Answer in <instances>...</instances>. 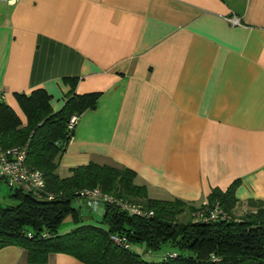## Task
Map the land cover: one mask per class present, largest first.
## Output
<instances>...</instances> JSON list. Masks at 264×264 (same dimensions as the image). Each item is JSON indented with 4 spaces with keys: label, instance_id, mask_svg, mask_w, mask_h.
<instances>
[{
    "label": "crops",
    "instance_id": "0c3cea01",
    "mask_svg": "<svg viewBox=\"0 0 264 264\" xmlns=\"http://www.w3.org/2000/svg\"><path fill=\"white\" fill-rule=\"evenodd\" d=\"M67 77L98 98L60 177L118 164L153 199L198 205L238 179L237 210L264 200V0H0V93L23 123L15 94L43 88L57 111ZM0 264L29 263L6 246Z\"/></svg>",
    "mask_w": 264,
    "mask_h": 264
},
{
    "label": "trees",
    "instance_id": "16d2710c",
    "mask_svg": "<svg viewBox=\"0 0 264 264\" xmlns=\"http://www.w3.org/2000/svg\"><path fill=\"white\" fill-rule=\"evenodd\" d=\"M64 81L70 90L57 111L43 88L15 94L25 123L0 101V146L25 147L27 166L44 179V187L34 194L16 186L10 191L13 203L0 202V249L22 248L29 264L46 263L55 253L85 264H264V200L248 199L244 209L237 210L238 179L225 189L212 188L206 202L196 205L179 198H149L146 186L137 184L136 173L118 164L90 162L60 177L59 159L75 127L69 128L68 120L94 108L98 98V93H75V78ZM94 188L152 214H128L117 203L105 202L100 217L89 214L92 221L84 220L74 202L81 191ZM215 206L224 216L212 220L209 213ZM185 212L187 220L180 221ZM67 216L74 226L60 231ZM111 235L125 238L127 246ZM165 245L175 249L158 261L147 260Z\"/></svg>",
    "mask_w": 264,
    "mask_h": 264
},
{
    "label": "built area",
    "instance_id": "2783aa9c",
    "mask_svg": "<svg viewBox=\"0 0 264 264\" xmlns=\"http://www.w3.org/2000/svg\"><path fill=\"white\" fill-rule=\"evenodd\" d=\"M7 3H15L16 0H3ZM231 22H236L232 18ZM3 99L0 93V101ZM77 117L71 116L68 120V127L73 128L76 124ZM26 148L25 147H9L2 148L0 146V182L4 180L11 188L16 186L23 187L26 191L35 193L44 187V179L39 170L31 169L26 164ZM105 202L117 203L119 207L125 210L128 214H152V212H145L141 206L132 204L128 201L116 200L110 194H104L99 189H84L80 192L79 198L74 202L80 208L88 209L89 214L100 212ZM204 203V202H203ZM101 207V208H100ZM210 219H217L223 217L224 213L220 207L215 206L209 213ZM202 216V215H201ZM111 239L123 246L126 245L125 238L118 235H111Z\"/></svg>",
    "mask_w": 264,
    "mask_h": 264
},
{
    "label": "rangeland",
    "instance_id": "374dc122",
    "mask_svg": "<svg viewBox=\"0 0 264 264\" xmlns=\"http://www.w3.org/2000/svg\"><path fill=\"white\" fill-rule=\"evenodd\" d=\"M10 191H11V187L4 180H2L0 182V202L2 204H11V203H13V199L10 197ZM75 206L78 207V205H75ZM101 212H102V208H101L100 212H97L95 214L93 213V218L100 217ZM81 213L84 216V220H91L88 217L89 212H88L87 208L81 207ZM179 220L180 221L187 220V212L181 214L179 216ZM73 226H74V223L72 222L71 217L67 216V217H65V219L61 223V225L59 227V230L60 231L69 230ZM173 249H175V248L171 247L169 245H165L160 250H158L156 253L152 254V256L147 257V260L148 261H158L160 259V257L162 256V254L166 253L167 251L173 250Z\"/></svg>",
    "mask_w": 264,
    "mask_h": 264
}]
</instances>
